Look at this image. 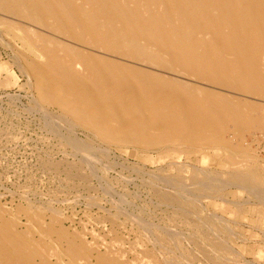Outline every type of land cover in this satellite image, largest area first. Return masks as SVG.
<instances>
[{"label":"bare ground","instance_id":"obj_1","mask_svg":"<svg viewBox=\"0 0 264 264\" xmlns=\"http://www.w3.org/2000/svg\"><path fill=\"white\" fill-rule=\"evenodd\" d=\"M0 13L27 25L23 33L36 47L39 60L20 66L37 100L59 107L73 127L91 131L101 141L146 150L175 145L219 147L231 154L228 162L234 167L250 160L243 146L232 140L250 130L264 131V109L205 86L264 98V0H0ZM33 28L62 36L69 43ZM69 139L84 163H95L91 153L95 150ZM257 166L248 174L238 172L231 182L264 193V176ZM216 180L197 179L188 189L184 180L164 178L161 181L168 190H151L160 204L175 209L174 221L195 220V203L221 187L223 182L218 186ZM230 184L226 183L228 188ZM30 208L18 213L26 217L23 223L17 212L0 204V264H154L151 250L137 251L133 260H125V248L112 244L122 243L121 238L102 250L83 233L70 232L59 215L47 224L42 214ZM146 223L136 224L142 242L153 240L167 257L173 246L175 254H182L173 264L197 260L196 253H185L174 227V232L170 228L171 232L153 233ZM201 224L202 232L190 238L199 253L208 258V252L213 253L215 264L236 259L219 244L224 241L209 236L206 229L214 228V219H203Z\"/></svg>","mask_w":264,"mask_h":264},{"label":"rangeland","instance_id":"obj_2","mask_svg":"<svg viewBox=\"0 0 264 264\" xmlns=\"http://www.w3.org/2000/svg\"><path fill=\"white\" fill-rule=\"evenodd\" d=\"M20 23L14 17L0 13L1 205L6 206L14 214L17 212L16 215L29 210L31 206L30 209L34 210L31 211L36 212L37 210L36 213L45 217L46 223L50 222L55 215H59L61 222L70 232L83 233L89 243L100 244L102 250H105L114 238H121L122 243L112 244L116 246V249L125 248L127 252L125 260H133L137 251L151 250L154 255V264H166L165 261L167 264L171 262L173 264L174 260H179L176 257L182 254L177 251L175 254L174 247L171 246L170 260L161 248L162 246H158L153 240L148 238L150 243L142 242L139 224L142 225L148 221L146 227L149 226L148 228L152 229L153 233L171 232L174 227L173 230L181 237L180 241L182 240L185 253L194 252L197 256L194 263L185 259L187 262L184 261V264H215L211 258L213 253L208 252L209 259L205 254L199 253L198 247L190 241L192 234L202 232L203 219L212 218L215 222L214 225L212 224L214 228L206 229L209 236L214 237L218 242L224 241L225 243L219 242V244L240 257L236 256V259L234 258L229 264H264V195H261L264 193L262 191L258 193V190L256 192L254 188L248 190L250 185L237 184L241 186H236L231 182L238 172L242 175L251 173L257 165V171L264 176L263 130H250L245 132L243 137L236 135L235 139L233 138L235 135L232 134V139H234H231L232 143L236 146H243L242 148L252 158L242 163L240 161L237 167L228 162L231 154L219 147L197 149L175 145V148L171 146L172 148L146 150L133 145L123 146L101 141L91 131L76 125L73 127V124L66 121L68 119L61 114L59 107L37 100L36 90L24 73L23 66L20 65L35 59L39 60V55L34 49L36 47L31 45L23 33L27 25ZM33 29L67 42L65 38L57 34L53 36V33ZM205 87L248 102L252 101L254 104H260V108L264 109V101H262L264 98L251 95L242 96V94L229 93L220 88ZM61 116L64 119L60 118ZM69 138L88 144L91 149L95 150L96 153L91 152L95 163H84L79 151L73 148L72 142L68 141ZM98 150L102 152L99 153ZM94 154L100 159H96ZM169 155L171 159L168 158ZM209 174L211 177H216L218 179L216 185H221L224 189L216 187L212 194H203L198 198L195 205H197L196 213L200 220L184 217L174 221L172 216L175 209L160 204L161 202L153 192L155 189L168 190L167 185L165 186L161 181L164 178L181 182L184 180L182 183L186 184V188L189 189V186L191 188L197 179L207 182ZM179 176L182 180H179ZM221 181L223 183L230 181L232 184L228 188L227 182L223 186ZM188 184L190 185L187 186ZM242 186L248 187L247 191L245 188L241 189ZM119 210L122 212L119 213ZM22 213L18 216L24 223L26 217ZM129 216L130 223H127ZM131 218H135L136 223ZM142 221L144 222L141 223ZM216 236L218 239L215 238ZM261 253L262 256H260Z\"/></svg>","mask_w":264,"mask_h":264}]
</instances>
